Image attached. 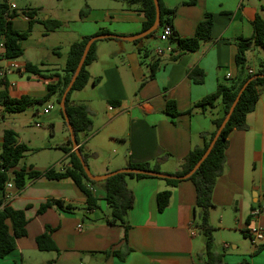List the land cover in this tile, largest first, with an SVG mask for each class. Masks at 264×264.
<instances>
[{
	"label": "crops",
	"instance_id": "0c3cea01",
	"mask_svg": "<svg viewBox=\"0 0 264 264\" xmlns=\"http://www.w3.org/2000/svg\"><path fill=\"white\" fill-rule=\"evenodd\" d=\"M192 1L162 0L167 9L175 12L171 24L176 38H193L207 14L214 18L212 39L202 41L196 52L184 54L176 61L168 55H156L155 49L164 46L159 40L160 32L150 38L159 42L154 49L150 41H144L146 38L140 43L119 39L98 41L97 60L88 68L92 79L84 90L74 92L70 98L72 103L85 104L90 110L92 131L87 138L80 136L79 146L86 147L87 164L94 176L127 169L130 164L153 166L161 159L160 169L164 174L176 173L188 154L202 146V135L213 131L212 120L224 115L221 102L206 112L195 109L189 115L188 111L215 93L220 85L229 86L238 78L237 42L254 36L256 18L260 16L264 20V0ZM8 5L11 9L14 4ZM85 5L84 17L81 13L85 10L79 8L66 22L51 18L41 21L39 10L34 17L36 23L31 36L41 27L45 37L62 36L56 46L60 51L53 53L58 60L48 58L43 45L45 38L31 45L34 41L30 36L23 42L24 55L16 61L3 59L4 51L0 49V68L7 74L12 98L45 97L47 86L57 84L58 75H64L71 45L81 38L106 33L132 37L142 33L146 18L139 3L108 0L97 5L90 0ZM18 18L13 21L14 29L27 31L29 18L23 14L26 24L23 30L17 27ZM47 20L59 21L61 25L47 32L44 25ZM14 63L18 70L10 69ZM27 63L38 66L44 76L26 73ZM153 64L158 68L152 77ZM261 66H264V49L254 47L247 53V67L256 72ZM195 68L204 72L201 84L189 77ZM57 100L56 95L47 102L54 101L51 105L54 109L58 105L61 111ZM169 100L176 103L180 116L172 117L166 112ZM34 108L21 113L40 115ZM45 110V115L51 113L46 114ZM1 112L5 126L0 147L5 129L17 134L18 144H25L19 136L20 124L13 122L10 126L6 122L13 118L10 115L20 113ZM60 114L63 118L60 142H51L57 126L50 122L49 135L42 137L45 146L40 152L44 156L21 166L40 172L50 169L63 172L70 167L69 156L60 147L71 140V134ZM127 183L135 204L128 215L130 228L126 236L123 226L108 223L111 210L105 201L103 182L92 187L98 207L89 210L87 196L71 179L28 177L24 188L13 189L11 199L5 203L24 212L27 234L17 239L16 249L0 264H205L204 240L195 227L200 211L196 207L193 183L187 179L174 188L154 178L132 179ZM168 189L172 192L170 204L159 212L157 196ZM49 201H62L73 210L51 206L40 213ZM213 202L210 224L215 229L216 250L224 254V263L264 264V242L254 245L248 235L252 227L264 230V93L247 116V129L235 130L229 136L226 168L215 186ZM260 210V214L254 215ZM48 227L58 253L42 252L38 248L36 240Z\"/></svg>",
	"mask_w": 264,
	"mask_h": 264
},
{
	"label": "trees",
	"instance_id": "16d2710c",
	"mask_svg": "<svg viewBox=\"0 0 264 264\" xmlns=\"http://www.w3.org/2000/svg\"><path fill=\"white\" fill-rule=\"evenodd\" d=\"M121 1H126L131 4L139 3L141 5L146 18L142 33L154 25L156 20V7L154 0ZM159 2L161 7V26L147 38H155L165 24H171V18L175 14L173 10H169L163 5L162 0H159ZM192 3H195V0H193ZM37 13V9H29L23 12V14L29 18V28L24 32L17 31L14 29L13 21L19 16L18 12L15 9H10L8 0H0V45L3 44V59L7 61H16L22 58L25 53L23 42L28 40L31 36L33 27L36 23L34 17ZM86 13L87 10L82 11V17H84ZM44 25L47 32H53L61 25V23L56 20H47L44 21ZM254 25V36L250 39H239L237 42L238 52L236 55V64L239 68L238 78L229 86L220 85L215 93L205 97L188 111L189 115H191L192 111L195 109H200L203 112H206L209 109L216 108L217 103L221 102L224 115L212 120L213 131L202 135V146L195 148L188 154L179 171L169 174L175 177H183L188 175L195 168L208 150L239 92L251 79H253L249 82L241 95L240 101L226 127L223 129L212 152L201 164L200 168L188 179V181L193 183L196 189V207L199 209L200 214L198 221L195 223V227L204 238L203 257L205 258V264H225L224 254L217 252L215 247V229L210 224V211L215 207L213 202L215 186L219 178L225 172L226 150L228 148L229 136L235 130L247 129V116L255 110L261 95L264 93V78H255L258 75H264V66L259 67L254 74H250L247 67V53L254 47H261L264 49V20L258 16ZM213 26V15L207 14L205 19L197 26L196 34L193 38L179 39L175 37L174 33L171 42L174 44L176 54L171 56V59L176 61L184 54L196 52L200 48L202 41H209L212 39ZM98 35L83 37L71 45L64 69V75H58L59 81L57 84H49L47 86L48 93L43 98L23 96L20 99H14L9 94V80L7 74L0 77V108H3L5 113L9 114L21 113L28 108L44 105L56 95L58 96L57 102L60 104L63 94L73 78L83 56L87 43L93 37ZM140 42L141 40L136 41V43ZM97 43L98 42H95L92 45L82 71L66 100L67 112L78 144L80 143V136H83L84 138L89 136L92 131L93 122L89 107L85 104H74L70 98L74 92L84 90L92 79L88 68L97 60ZM144 52L147 55V50ZM157 68V64L152 65V77ZM1 70L2 69L0 68V72H2ZM25 72L31 75L44 76L42 70L31 63L26 64ZM189 77L194 80V82L201 84L204 80V72L195 68L190 71ZM166 112L172 117L180 116L176 103L171 100L167 103ZM61 113L63 115L62 110ZM72 147L73 143L71 140L66 145L60 147L61 150L68 154L70 167L66 168L63 172H56L54 169L40 172L32 167L26 168L25 166H21L26 153L29 151L28 146L17 143V134L13 130L5 129L3 131V143L0 147V261L16 249L17 239L23 238L27 234L26 225L28 221L24 212L15 210L5 204L4 191L8 182L12 181L15 189L20 191L24 188L28 177H45L49 180L57 181L71 179L87 196L88 209L94 210L98 207V199L95 197L92 187L99 184V182L92 181L86 176L82 163ZM80 152L87 164L89 155L86 152V147L81 146ZM92 156L94 157L95 155ZM161 161H163V159L153 166L148 163L130 164L128 169H142L154 173H163L160 169ZM143 178L159 179L147 175L122 173L103 181L106 193L105 201L111 210V217L108 220V223L111 225L123 226L125 228L126 236L130 228L128 215L135 204L134 194L129 189L127 181ZM162 180L167 183L169 188H174L184 181L174 179ZM171 197L172 192L169 189L158 194L157 204L159 212L166 210L170 204ZM51 206H57L64 210H73V207L65 205L62 201H49L42 206L40 213L44 212ZM51 232V229L48 227L46 233L38 237L36 242L40 251L58 253L59 250L51 237ZM121 258L123 259V257Z\"/></svg>",
	"mask_w": 264,
	"mask_h": 264
},
{
	"label": "rangeland",
	"instance_id": "374dc122",
	"mask_svg": "<svg viewBox=\"0 0 264 264\" xmlns=\"http://www.w3.org/2000/svg\"><path fill=\"white\" fill-rule=\"evenodd\" d=\"M87 1L90 0H8V4H14L17 7L16 11L19 14V18L16 20L17 27L19 30H23V28L26 26L25 20L23 18V12L29 9L39 10V18L41 19V21L45 20L46 18H51L66 22L67 18H70L75 10L79 8H82V10H86L87 6L85 5V2ZM105 1L108 2V0H94V3H96L97 5H103ZM68 9H70L71 11H67ZM39 29L40 30H35V32L32 34L31 39L34 42H32L31 45H36L38 40L45 38L43 45L46 47L45 49L48 58L58 60V58H55L53 53L56 51H60V49H57L56 46H58V44L60 43L62 36H59L58 34H49L47 37H45L43 28L41 27ZM144 41H150L151 49H154L155 45L159 44V42L155 39L150 40V38H146V40ZM160 47L162 46L160 45ZM53 102L54 101H51L45 103L44 105L36 106L34 108V111H40L41 113L38 116H34V112H28L25 114L20 113L10 115L13 118H8V120L6 121L10 126H13V122H18L20 124V127L18 129L19 136L26 142L25 144L28 146V148L31 149V151L26 154V157L22 161V165L24 162L31 163L37 160L39 157L42 159V157L44 156V154H41L40 152L45 146L42 137L46 133H50V122L55 123L57 126L56 136L54 139H51V142H54L56 144L60 142V139L63 137V118L60 114L61 111L59 106L57 105V107L52 110L49 115H45L43 113L47 106L51 105ZM1 111H3L2 108H0V137L5 126L3 123L4 119L2 117L3 112ZM36 124L42 125V128L36 127ZM87 166L92 173V168L90 167V165L87 164ZM200 239L204 240L202 235L200 236Z\"/></svg>",
	"mask_w": 264,
	"mask_h": 264
},
{
	"label": "water",
	"instance_id": "95a60500",
	"mask_svg": "<svg viewBox=\"0 0 264 264\" xmlns=\"http://www.w3.org/2000/svg\"><path fill=\"white\" fill-rule=\"evenodd\" d=\"M154 3H155V7H156V20H155V23L154 25L148 29L147 31L141 33V34H138L136 36H132V37H123V36H119V35H115V34H110V33H106V34H100L96 37H93L86 45L85 49H84V53H83V56L78 64V67L75 71V74L73 76V78L71 79L68 87L66 88L64 94H63V97H62V100L60 102V105H61V110L63 112V116H64V119H65V122L69 128V131H70V134H71V141L73 143V148H74V152L76 153V155L78 156V158L80 159L81 163H82V166L84 168V171L86 173V176L92 180V181H95V182H103V181H106L107 179H109L110 177H113V176H116L118 174H122V173H126V174H140V175H147V176H150V177H155V178H159V179H174V180H187L189 179L201 166V164L207 159V157L209 156V154L212 152L217 140L219 139L223 129L226 127L228 121L230 120L238 102L240 101V98H241V95L243 94L244 90L246 89V87L248 86L249 82L252 81L253 79H251L242 89L241 91L239 92L234 104L232 105L229 113L227 114L225 120L223 121L221 127L219 128V130L217 131L213 141L211 142L208 150L206 151V153L204 154V156L202 157V159L198 162V164L195 166V168L186 176H183V177H175V176H171V175H168V174H164V173H154V172H150V171H146V170H142V169H122V170H119V171H115V172H112L108 175H105V176H102V177H97V176H94L84 158H83V155L82 153L80 152V146L78 144V141L76 139V136H75V133L73 131V127H72V124H71V121H70V118H69V115H68V112H67V108H66V100H67V96L68 94L70 93L74 83L76 82L78 76L80 75L81 71H82V68L85 64V61L87 59V56L90 52V49L92 47V45L95 43V42H98L100 40H108V39H119V40H124V41H130V42H134V41H138V40H141V39H144V38H147L148 36H150L152 33H154L155 31H157L160 26H161V7H160V2L159 0H154ZM255 78H264V75H258L256 76Z\"/></svg>",
	"mask_w": 264,
	"mask_h": 264
},
{
	"label": "built area",
	"instance_id": "2783aa9c",
	"mask_svg": "<svg viewBox=\"0 0 264 264\" xmlns=\"http://www.w3.org/2000/svg\"><path fill=\"white\" fill-rule=\"evenodd\" d=\"M11 9L14 10L16 9V6L13 5L11 6ZM174 36V28L172 26V24H165L162 28H161V32L159 35V39L162 43H164V46L162 47H157V49L155 50V53L158 57H163V56H173L174 54H176L175 49H174V44L171 42L172 37ZM0 49L3 50V44L0 45ZM10 69L13 70H18L19 67L14 63L11 64ZM250 74H254L255 71L253 70H249ZM6 73H4V71L0 72V77H3ZM231 76L228 75V78H230ZM54 109V105H50L46 110L45 113L48 114L50 111H52ZM13 189H15L14 187V183L8 182L6 184L5 187V191H4V200L5 202L7 200H10L12 197V191ZM261 213L260 211H256L254 215H258ZM79 229L82 228V225L78 226ZM248 235L252 241V243L254 245H257L259 243L264 242V230L262 228L259 227H252L250 228Z\"/></svg>",
	"mask_w": 264,
	"mask_h": 264
}]
</instances>
